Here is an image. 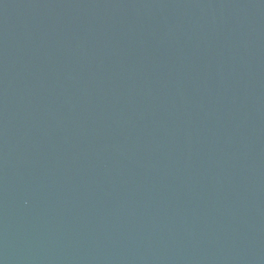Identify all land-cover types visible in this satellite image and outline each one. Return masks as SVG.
<instances>
[{
  "label": "water",
  "instance_id": "water-1",
  "mask_svg": "<svg viewBox=\"0 0 264 264\" xmlns=\"http://www.w3.org/2000/svg\"><path fill=\"white\" fill-rule=\"evenodd\" d=\"M0 264H264V0H0Z\"/></svg>",
  "mask_w": 264,
  "mask_h": 264
}]
</instances>
